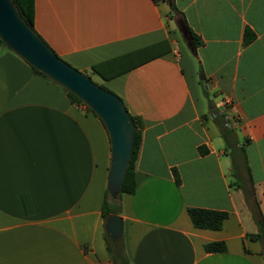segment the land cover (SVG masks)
<instances>
[{
    "label": "crops",
    "instance_id": "0c3cea01",
    "mask_svg": "<svg viewBox=\"0 0 264 264\" xmlns=\"http://www.w3.org/2000/svg\"><path fill=\"white\" fill-rule=\"evenodd\" d=\"M34 24L141 125L136 191L120 200L130 263L264 264V235L249 238L264 220V0H34ZM95 65L124 71L103 79ZM110 165L100 118L0 47V264H113ZM190 208L228 217L199 229ZM215 242L226 252L205 250Z\"/></svg>",
    "mask_w": 264,
    "mask_h": 264
},
{
    "label": "water",
    "instance_id": "95a60500",
    "mask_svg": "<svg viewBox=\"0 0 264 264\" xmlns=\"http://www.w3.org/2000/svg\"><path fill=\"white\" fill-rule=\"evenodd\" d=\"M189 47H194L185 25L180 26ZM0 39L8 50L46 75L55 84L70 92L100 118L111 145V165L108 181L110 196H118L130 163L134 144V122L123 100L95 84L83 72L64 61L33 29L17 10L13 0H0ZM106 230L118 240L123 234L119 215H109Z\"/></svg>",
    "mask_w": 264,
    "mask_h": 264
},
{
    "label": "trees",
    "instance_id": "16d2710c",
    "mask_svg": "<svg viewBox=\"0 0 264 264\" xmlns=\"http://www.w3.org/2000/svg\"><path fill=\"white\" fill-rule=\"evenodd\" d=\"M17 10L22 15L24 20L33 28L35 29L34 24V0H13ZM155 2L158 1H168V0H154ZM171 10L173 12H177V8L173 5ZM183 25H185L188 29L189 38L191 39V42L193 44L195 53L196 49L202 45L201 39L187 26V23L185 22ZM253 35L250 33H246L245 39L247 42L251 41ZM0 46H3L6 48L4 43L0 39ZM7 49V48H6ZM8 50V49H7ZM121 59L114 60L113 62H107L104 63L102 66H113L115 63L120 62ZM31 66V65H30ZM102 66L95 65L92 67V73L97 74L101 76L103 79H109L111 77H114L120 73H122L124 70H117L113 71L111 70V73L106 75L104 73V69H102ZM32 70L35 74H38L40 76H43L44 78L50 80L46 75L32 67ZM202 73V72H201ZM87 75V74H86ZM92 80V76L87 75ZM53 82L52 80H50ZM203 83L206 82V80H202ZM54 83V82H53ZM55 84V83H54ZM57 85V84H56ZM58 86V85H57ZM60 87V86H59ZM102 87V86H100ZM69 97L72 103L76 104H83V102L78 99L76 96L71 94L70 92L66 91L62 87H60ZM103 88V87H102ZM205 94L207 97H209L208 91L205 89ZM87 107V106H86ZM88 110H90L92 113H94L89 107H87ZM211 114L215 115L217 119L221 118L223 120V123H220V131L221 135L225 139L227 143L230 142L231 139L236 140L234 137V133L231 130V128L227 125L226 120H224L223 115H219L215 110L211 108ZM95 114V113H94ZM132 121L134 122V129H135V135H134V144H133V150L132 155L130 159L129 166L126 171V175L121 187L120 195L118 196H110L109 191L107 190L105 200L102 207V216L104 220V225L106 224V219L109 215H119L121 212V205L120 200L121 196L124 194H134L137 187V181H136V164L140 152L141 147V140H142V134H141V125L135 117L132 116ZM242 155L244 156V149L243 147L238 148ZM234 182L239 185V180ZM188 214L190 216V219L193 223V225L196 228L199 229H205V230H220L223 226L224 221L227 219L228 214L226 212H220V211H213V210H205V209H196V208H190L188 210ZM259 226L261 228V233L256 235H250L249 238L251 239H258L262 237V234L264 235V220L261 219L259 222ZM105 242L107 251L111 257V261L113 264H131L128 256L125 251V246L123 243L122 237L118 240H114L110 238V236L105 232ZM205 250L207 252H226V246L223 242H215L210 243L205 246Z\"/></svg>",
    "mask_w": 264,
    "mask_h": 264
},
{
    "label": "rangeland",
    "instance_id": "374dc122",
    "mask_svg": "<svg viewBox=\"0 0 264 264\" xmlns=\"http://www.w3.org/2000/svg\"><path fill=\"white\" fill-rule=\"evenodd\" d=\"M1 48H5V47H3V46H0ZM92 81L95 83V84H97V85H101V81L98 79V78H96V77H92ZM105 89V88H104ZM106 90V89H105ZM108 91V90H107ZM84 104V103H83ZM85 105V104H84ZM86 106V105H85ZM88 107V106H87ZM233 180H235V181H237V180H239L238 178H233Z\"/></svg>",
    "mask_w": 264,
    "mask_h": 264
}]
</instances>
